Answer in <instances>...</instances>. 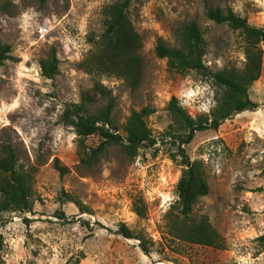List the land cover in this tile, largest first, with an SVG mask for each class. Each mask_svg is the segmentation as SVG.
I'll return each mask as SVG.
<instances>
[{"label": "rangeland", "instance_id": "obj_1", "mask_svg": "<svg viewBox=\"0 0 264 264\" xmlns=\"http://www.w3.org/2000/svg\"><path fill=\"white\" fill-rule=\"evenodd\" d=\"M114 0H0V155L9 142L17 164L30 172L31 206L0 211V264H264V51L261 73L248 87L254 109L225 118L216 129L195 132L186 144L202 160L209 184L191 217L206 215L222 237L220 246L190 242L172 232L177 215L176 182L181 166L165 135L172 95L191 115L209 114L215 87L195 70L174 72L155 53L158 36L177 45L182 25L195 20L206 42L204 62L212 69L245 60L243 34L206 15L208 6L231 7L251 24L264 25V0H130L128 14L141 36L140 83L130 87L107 72L85 70L98 53L105 6ZM93 38V39H91ZM56 49L59 71L41 73L40 58ZM98 81L115 96L113 120L123 133L132 109L150 105L145 118L156 136L153 146L128 156L121 143L109 144L92 164L80 161L78 136L61 112L82 92L106 102ZM97 134L84 138L96 145ZM55 158L67 167L60 173ZM141 197L144 216L133 210ZM80 200V208L74 201ZM120 221L141 235L117 232Z\"/></svg>", "mask_w": 264, "mask_h": 264}, {"label": "trees", "instance_id": "obj_2", "mask_svg": "<svg viewBox=\"0 0 264 264\" xmlns=\"http://www.w3.org/2000/svg\"><path fill=\"white\" fill-rule=\"evenodd\" d=\"M130 0H114L104 8V30L99 37L98 53L93 54L90 63L79 64L87 71L107 72L116 74L125 80L130 87L140 83L142 62L138 54L141 46V36L134 28L128 14ZM206 15L218 23H227L243 34L245 60L242 67L233 65L217 69L209 67L203 59L206 53V42L202 31L195 20L182 25L178 36V44H169L158 36L155 43V53L165 57L168 69L184 73L195 70L206 76L215 87V104L209 114L191 115L179 103L177 96L172 95L167 102L171 122L165 130L168 141L175 146L169 150V157L181 166V173L176 182L177 215L172 220V232L182 239L205 245L220 246L222 237L210 223L206 215L191 217L194 204L199 197L209 191L202 160L190 158L186 144L189 143L198 130L216 129L219 124L233 113L244 109H254L257 102L248 94L249 85L259 77L262 68L264 51V25L251 24L245 16L238 14L231 7L208 6ZM93 39V38H91ZM8 44H0V62L8 57ZM41 73L53 77L59 71V59L56 49L51 46L45 57L40 58ZM100 97L106 102L91 110L90 105L96 102V97L82 92L78 101L66 103L60 118L65 124L72 125L78 136V153L80 161L92 164L101 152L113 143H121L125 153L132 157L140 147L153 146L157 151L156 136L147 124L146 116L154 111L148 104L139 109H132L123 124L121 133L112 117L115 96L111 90L96 81L93 85ZM91 134L100 137L96 145H86L84 138ZM54 166L62 174L67 167L59 164L55 158ZM30 172L17 164L15 149L9 142L3 146L0 155V211L27 210L31 206ZM80 208L84 204L74 200ZM146 205L141 197L133 200V210L144 216ZM126 237L139 238V245L147 252L148 245L140 234L124 222L120 221L116 229ZM1 235V234H0Z\"/></svg>", "mask_w": 264, "mask_h": 264}]
</instances>
